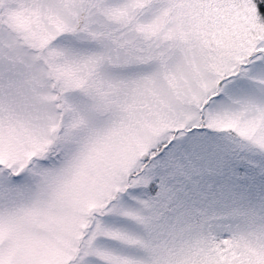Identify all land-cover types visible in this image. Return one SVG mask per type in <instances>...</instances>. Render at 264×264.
<instances>
[{"label":"snow or ice","instance_id":"6c2138e0","mask_svg":"<svg viewBox=\"0 0 264 264\" xmlns=\"http://www.w3.org/2000/svg\"><path fill=\"white\" fill-rule=\"evenodd\" d=\"M0 264H264V0H0Z\"/></svg>","mask_w":264,"mask_h":264}]
</instances>
